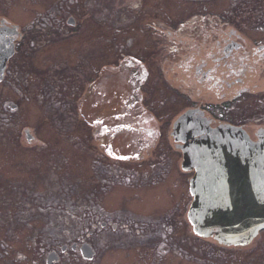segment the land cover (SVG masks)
I'll list each match as a JSON object with an SVG mask.
<instances>
[{
  "label": "rangeland",
  "instance_id": "obj_1",
  "mask_svg": "<svg viewBox=\"0 0 264 264\" xmlns=\"http://www.w3.org/2000/svg\"><path fill=\"white\" fill-rule=\"evenodd\" d=\"M51 4L61 19L67 17L65 0H0V22L26 26ZM81 5L91 13L81 2L74 8ZM136 8L124 24L104 17L102 29H96L95 18L73 9L82 31L68 37L58 33L52 45L45 41L44 49L28 48L8 62L7 79L0 84V264H47L48 258L49 264H264V236L248 247L227 248L193 233L187 219L191 173L182 170V154L171 135L177 118L200 103L181 95L184 85L169 66L171 53L181 48L176 35L191 28L183 24H197L193 17L206 8L216 10L217 17L203 14L217 27L231 10L233 30L249 46L264 44V0H136ZM122 56L145 64L143 106L161 131L155 150L148 151L154 150L152 155L141 162H116L103 155L78 108L89 83ZM117 72L104 78L110 100L131 84L132 71L125 64ZM257 84L260 92L229 102L226 116L219 113L224 102L216 98V118L244 126L255 141L264 129V74ZM10 103L14 105L7 108ZM89 103L97 102L91 98ZM79 207L87 213L100 208L98 218L119 226L122 222L116 219L130 220L137 227L132 225V234L118 233L116 240L108 234L107 249L98 252L102 233L92 228L97 218L79 214ZM83 217H88V226L76 229L74 236L92 237L91 261L70 250L75 243L82 245L80 239H57L62 236L59 228L68 222L76 228ZM64 246L66 254L61 252ZM51 251L59 263L49 256Z\"/></svg>",
  "mask_w": 264,
  "mask_h": 264
},
{
  "label": "flooded vegetation",
  "instance_id": "obj_2",
  "mask_svg": "<svg viewBox=\"0 0 264 264\" xmlns=\"http://www.w3.org/2000/svg\"><path fill=\"white\" fill-rule=\"evenodd\" d=\"M67 2L69 1L65 0L67 6L64 9L69 10L66 11L69 13L67 17L65 16V19L60 18L58 11H52L51 4L48 8L35 13L34 19L29 21L26 26H23L22 30L16 33L17 37L15 39L7 34L10 32L8 26L0 24V49H5L7 45L10 46L14 42L17 43L18 49H22L25 54L28 51V47H36L39 50L44 49L46 46L41 45L45 41L51 42L50 45H52V42L56 41V34L58 33L64 34V37H68L70 32L82 31L84 26L77 24L73 9L78 10L76 12L79 13L83 12L87 17L91 16L95 18L97 21L94 24L97 26L96 29H102L98 27L103 26L100 21H103L104 17H110L113 21L116 19L120 24H124L127 23V17L132 18L137 13L136 0H77L76 3L72 1L71 3ZM79 2L85 4L86 9L91 13L84 11L82 5L79 8H74ZM201 11H198V15L196 14L193 17L197 24L184 23L183 27L185 25H191L190 30H184L181 34L176 35L177 42L180 43L181 48L177 46V55L173 52L171 53L173 56L169 62V66L178 73V81L184 85V93L180 91L181 95L187 97L190 101L200 103L197 105L193 104L192 107L188 108V110L177 118H181V124H186V127L178 134L180 136L179 138L183 141V148L188 147L189 144H195L201 138L197 134H200L201 130H206L207 126L208 128H213L226 124L234 125V123L226 119L216 118L217 96L220 102H224V110L219 113L222 116H226L228 114L227 110L230 109L229 102L260 92L262 86L258 85L257 81L264 74V44L255 43L254 47L249 46V40H243L237 34L238 31L233 30L228 19L233 14L232 11H226V14L222 16L225 22L221 23L224 25L220 27L214 24L215 20L212 17L207 16L212 15L213 17H217L215 9L206 8ZM223 27H226L225 29H228V31ZM234 27L238 26L234 25ZM195 31L197 34L191 35ZM52 37L54 38L52 39ZM172 38L174 39V37ZM236 39H240V42ZM198 40L202 42H198ZM130 44L131 42H129ZM8 68L6 66L5 71H8ZM136 69V67H133V72L129 76V80L131 82L134 80V84H129L128 89L123 88L122 91L114 92L115 96L111 100L101 90L97 89L98 95L112 104L110 107V116L103 118V120L110 118V121L108 123H101L104 128L106 127V129L116 131L118 129L117 124H124V128H128V125L133 124H143L145 127L151 124L149 118L141 113L142 111H140L139 105L136 103L133 104V99L135 100L138 97L136 92L135 94L133 93L137 88L136 82L138 75L134 71ZM6 79L7 76L4 74L2 82H5ZM103 81L104 79L92 85L90 91H94ZM95 86L96 88L94 89ZM192 92L197 93L195 98L191 97ZM139 101L144 102L143 96ZM212 102H215L216 106L211 104ZM13 105L10 103L6 107L11 108ZM132 106L136 115L131 113ZM146 110L152 114L149 108ZM211 110H213V113ZM151 118L154 120L155 117L151 116ZM154 121L158 123L156 118ZM155 122L154 124H156ZM240 127L244 128V126ZM196 130H200V132L196 133ZM108 140L112 141L110 133ZM129 140L130 136L128 133L123 134L120 138L122 142H129ZM193 174L191 173V176ZM111 219L116 218L113 217ZM116 220L119 223L122 222L121 226L112 224V220L104 217L102 219L97 218L96 223L98 227L96 224H93L92 228L98 229L102 233L99 252L100 250L105 251L107 249L106 237L108 234L112 233L115 236L118 233L122 236L123 233L132 234V225L137 227L130 220L123 221L121 218ZM261 236H264V231L258 237ZM118 238L119 236H116L115 240ZM117 248H122V246L118 245Z\"/></svg>",
  "mask_w": 264,
  "mask_h": 264
},
{
  "label": "water",
  "instance_id": "obj_3",
  "mask_svg": "<svg viewBox=\"0 0 264 264\" xmlns=\"http://www.w3.org/2000/svg\"><path fill=\"white\" fill-rule=\"evenodd\" d=\"M133 67L129 65L128 71ZM134 71L138 75L139 89L145 73L140 68ZM107 74L111 72H104L100 81ZM105 85L103 81L94 87L96 89L82 104L84 112L93 115L94 109L105 105L104 98L97 93L98 89L105 94ZM91 98L98 104L91 105ZM137 100L133 99V104ZM175 126L177 129L179 124ZM201 133L206 136L184 152V168L196 170L191 181L194 202L188 218L194 231L202 237L214 236L226 246L248 245L258 231L264 229V130L257 133L258 143L251 142L242 129L229 126L208 128Z\"/></svg>",
  "mask_w": 264,
  "mask_h": 264
},
{
  "label": "trees",
  "instance_id": "obj_4",
  "mask_svg": "<svg viewBox=\"0 0 264 264\" xmlns=\"http://www.w3.org/2000/svg\"><path fill=\"white\" fill-rule=\"evenodd\" d=\"M95 213L99 214V212H98V210L96 208H95ZM85 221L86 220L84 219V220H81L80 223H76V228H73V230L75 232H76V229L80 230L82 228V230H84L88 226V224ZM66 233L69 234V236H70L71 234L73 235L74 232L72 233V232L69 231V232H66ZM52 239L54 240V242H59V240H57L55 238H52Z\"/></svg>",
  "mask_w": 264,
  "mask_h": 264
}]
</instances>
